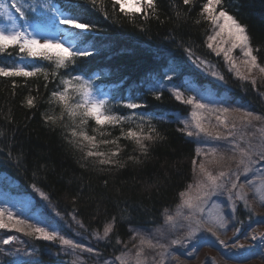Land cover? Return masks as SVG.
Segmentation results:
<instances>
[{"label": "trees", "instance_id": "trees-1", "mask_svg": "<svg viewBox=\"0 0 264 264\" xmlns=\"http://www.w3.org/2000/svg\"><path fill=\"white\" fill-rule=\"evenodd\" d=\"M55 1L74 22L66 27L77 48L59 54L0 39V188L28 198L35 213H2L0 264H107L141 252L155 258L158 234L181 237L168 215L199 163L181 119L189 106L176 88L184 80L212 82L200 68L218 59L209 44L216 16L230 15L262 77L233 79L219 67L228 101L264 119V0H141L137 9L120 0ZM22 55L31 60L16 67L11 58ZM95 88L105 92L102 119L86 98ZM236 212L237 227L244 219L241 207ZM197 230L193 242L216 235L203 224ZM70 245L79 246L77 263ZM221 246L202 242L168 264H264Z\"/></svg>", "mask_w": 264, "mask_h": 264}, {"label": "rangeland", "instance_id": "rangeland-1", "mask_svg": "<svg viewBox=\"0 0 264 264\" xmlns=\"http://www.w3.org/2000/svg\"><path fill=\"white\" fill-rule=\"evenodd\" d=\"M52 1L0 0V39L13 37L25 47L47 46L59 54L77 48L71 32L64 25L72 22ZM129 1L137 4V0ZM123 6L135 9L129 4ZM216 17L209 44L218 59L215 58L214 64L202 62L200 68L212 84L200 86L184 80L185 87L176 88L179 97L190 105L188 113L181 119L185 134L197 142L199 156L193 183L168 215V220H173L181 231V237L165 240L163 234H158V243L153 248L157 250L155 258L141 252L136 257L122 256L107 264H168L177 255L192 256L198 245L207 241L218 248L220 242L221 251L230 255L232 252L244 253L241 260L264 258V119L256 117L249 105H242L240 109L236 108L240 104L238 101L236 107L230 105L227 100L230 87L215 63L229 69L228 74L233 78L259 80L262 73L254 64L242 26L230 15L220 13ZM14 61V65L23 67L29 60L20 56ZM102 94L92 93L86 97L95 102L98 119L103 117L105 99ZM219 147L221 151H218ZM223 152L225 156L221 155ZM33 194L40 196L37 190ZM31 206V201L22 194L0 188V225L4 226L3 212L7 218L23 214L33 216L35 213H29ZM237 206L242 209L244 221L240 220L241 224L236 227ZM249 214L253 218L245 225ZM198 224L213 229L217 236H225L228 246L214 233L213 237L200 236L193 242V237L202 231H196ZM2 241L13 243L10 236H3ZM78 247L70 245L67 248L75 254L76 263L81 256ZM208 262L212 264L211 259Z\"/></svg>", "mask_w": 264, "mask_h": 264}, {"label": "bare ground", "instance_id": "bare-ground-1", "mask_svg": "<svg viewBox=\"0 0 264 264\" xmlns=\"http://www.w3.org/2000/svg\"><path fill=\"white\" fill-rule=\"evenodd\" d=\"M212 31H213V30H212ZM212 31H211V33H212ZM235 84H236V85H240L241 87H243V85H242L241 83H235ZM231 91H234V90H231ZM183 102H184V100H183ZM184 103H185V102H184ZM184 106H187V107H188V106H190V105H189V104H187V105L184 104Z\"/></svg>", "mask_w": 264, "mask_h": 264}, {"label": "water", "instance_id": "water-1", "mask_svg": "<svg viewBox=\"0 0 264 264\" xmlns=\"http://www.w3.org/2000/svg\"><path fill=\"white\" fill-rule=\"evenodd\" d=\"M236 235H237V234H235V236H236ZM235 236H234V237H235Z\"/></svg>", "mask_w": 264, "mask_h": 264}]
</instances>
